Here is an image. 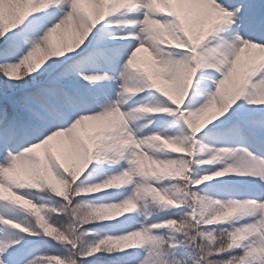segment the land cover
Wrapping results in <instances>:
<instances>
[{
  "label": "snow or ice",
  "instance_id": "6c2138e0",
  "mask_svg": "<svg viewBox=\"0 0 264 264\" xmlns=\"http://www.w3.org/2000/svg\"><path fill=\"white\" fill-rule=\"evenodd\" d=\"M0 264H264V0H0Z\"/></svg>",
  "mask_w": 264,
  "mask_h": 264
}]
</instances>
